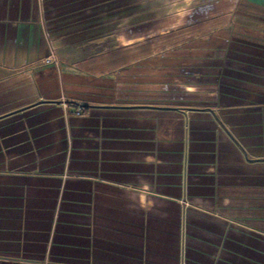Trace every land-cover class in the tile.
<instances>
[{
	"label": "crops",
	"instance_id": "crops-1",
	"mask_svg": "<svg viewBox=\"0 0 264 264\" xmlns=\"http://www.w3.org/2000/svg\"><path fill=\"white\" fill-rule=\"evenodd\" d=\"M0 264H264V0H0Z\"/></svg>",
	"mask_w": 264,
	"mask_h": 264
},
{
	"label": "built area",
	"instance_id": "built-area-1",
	"mask_svg": "<svg viewBox=\"0 0 264 264\" xmlns=\"http://www.w3.org/2000/svg\"><path fill=\"white\" fill-rule=\"evenodd\" d=\"M46 61L47 62H54V63H56L57 62V56L52 52L49 55V57L46 59ZM74 111H75L76 114H81V108H79V107H76Z\"/></svg>",
	"mask_w": 264,
	"mask_h": 264
}]
</instances>
